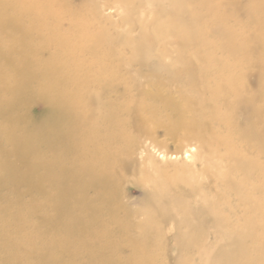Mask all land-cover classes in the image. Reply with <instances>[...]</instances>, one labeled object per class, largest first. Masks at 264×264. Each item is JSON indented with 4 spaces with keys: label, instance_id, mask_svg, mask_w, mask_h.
Wrapping results in <instances>:
<instances>
[{
    "label": "bare ground",
    "instance_id": "1",
    "mask_svg": "<svg viewBox=\"0 0 264 264\" xmlns=\"http://www.w3.org/2000/svg\"><path fill=\"white\" fill-rule=\"evenodd\" d=\"M29 1L28 8L19 10L22 0H0V35L5 31L8 35L20 34L18 42L23 47L17 50L12 44L5 47L0 43V60L7 66V69L0 67V142L7 148L4 154L0 153V169L6 179L2 186L22 182L31 185L36 179L41 187L47 181L53 188L49 196L58 201L51 214L17 207L10 210L7 219L1 217L0 262L20 263V252H23L26 258H36L38 264H76L83 254L92 256L95 264H133L135 261L155 264L153 253L160 248L155 247L150 237L145 236V249L134 236L122 233L124 226L120 223L110 229L100 218H94L99 213L123 208L117 195L107 194L105 189L114 184L115 162L122 161L114 145L124 141L127 150L123 149L122 154H131V145L137 137L151 138L154 128L163 129L176 141L184 137V141L199 142L205 152L200 160L201 179L213 175L222 178V184L230 189L238 190L237 208L241 216L237 224L249 232L242 235L240 231L238 245L232 247L226 260L223 251L219 253V264H256L260 253L253 254V247H246L245 243L254 239L251 230L259 226L258 203L242 189L248 183L253 184L254 178L264 184V80L260 83L259 79V91L252 90L249 82L250 76L264 74V0H252L245 21L231 13L242 9L246 12L245 0H167V9L158 7L154 14V19H163L160 25L153 21L134 23L139 41L113 38L122 45L133 46L130 62L152 70V78L144 83L123 72L122 67L130 63L99 62L104 48L116 52L109 44L111 39L105 27L97 32L88 31L89 24L79 18L74 28L62 33L58 10L68 9V5L59 7L57 0ZM11 10H15L13 15ZM76 10L70 7L68 16L73 18ZM26 15L32 18L24 29L22 18ZM231 21L233 24L229 27ZM213 33L220 35L221 48L211 41ZM237 34L240 41L236 40ZM29 36L34 38L26 41ZM170 37L177 40L175 63L164 61ZM159 44L163 46L157 52L154 47ZM51 47L55 53L42 62L38 54ZM81 49L94 53L91 63L75 60V54ZM224 51L230 56L224 58ZM137 73L143 77V72ZM35 74L45 84H51L48 94L32 93ZM31 95H36L47 107L48 121L44 125L13 117V112L25 106ZM63 139L66 146L57 148ZM225 156L233 164L212 162V158L222 160ZM236 172L241 174L240 181L233 177ZM176 180L156 184V209L149 206L145 210L150 213L154 208V223L148 217L149 225L162 228L176 220L168 213L166 196L184 199L178 196L190 195L203 198L205 204L192 210L196 214H180L179 227L184 223L188 228H198L203 235L201 230L209 223L226 226L229 213L224 209L229 207L228 203H212L213 207L208 205L210 212L201 194L208 183L198 184L194 179L190 184L180 176ZM81 188H98V204L90 205L83 198L81 207H66L73 193ZM253 191L264 193V185L253 187ZM64 219L69 222H63ZM47 225L50 228L41 230ZM91 225L97 229L88 233ZM118 229L121 239L117 236L111 240ZM32 230L40 231V238L48 236L42 245L37 239L39 235ZM86 234L93 238L92 244L84 238ZM185 239L192 245L195 243L190 231ZM123 246L131 250L126 259L117 254Z\"/></svg>",
    "mask_w": 264,
    "mask_h": 264
},
{
    "label": "rangeland",
    "instance_id": "2",
    "mask_svg": "<svg viewBox=\"0 0 264 264\" xmlns=\"http://www.w3.org/2000/svg\"><path fill=\"white\" fill-rule=\"evenodd\" d=\"M57 1V5L59 7L64 8L65 5H68V9L58 10V14L60 15L59 28L62 33H67L74 28L73 26L79 18H83L89 24L88 31L97 32L101 28L105 27L108 34L107 37L111 39L109 44H111L116 52H113L112 50L109 51L108 48H104L99 54L101 57L99 62L106 64H110L111 62L118 64L127 62L130 63V65L125 64L122 68L123 72L125 71L128 73V76H131L137 81L143 83L152 78L153 74L151 69L130 62L133 46L122 45L121 43L114 41L113 38H130L132 40L139 41L140 39L138 38L140 37L138 36V32L135 28H133L134 23H152L153 21L155 25H160L163 22V19H154V14L156 13L158 7H164V9H167V0ZM30 4L29 0H22L19 10L28 8ZM244 4L247 6L245 7L247 8L246 12H244L243 9L239 13L234 11L231 12L236 16H240V19L243 21L248 19V6L252 4V0H245ZM70 7L77 9L73 18L68 16ZM132 7L135 8L134 12H132ZM14 11L15 10H11L10 14L13 15L15 13ZM31 18L32 15H26L25 19L22 18L24 29L28 28ZM232 24L233 21L229 22V27ZM10 32L11 31L8 33ZM19 35L20 34L16 33L8 35L7 31H5L2 35H0V43H2V46L4 45L5 47L12 44L17 50H22L23 47L18 42ZM213 35L214 37H211V41L215 43L214 45H216V47L221 48L222 41L220 35L218 33H213ZM33 38L34 36H29L26 38V41H30ZM168 40L170 43L168 44V47H166L168 53L166 54L164 61L167 63H175V48L177 40L175 37H170ZM236 40H241L240 35L237 34ZM35 43L36 40L33 45ZM161 46L163 45H155L154 49H159ZM158 49L156 50L157 52L159 51ZM188 52L193 51L189 50ZM53 53H55V50L51 47L50 49H46L44 52L38 54V58L40 56L41 61L45 62V60L49 59ZM255 54H257L256 51ZM14 56H16L17 59L18 54L15 53ZM222 56L225 58L229 57L230 54L224 51ZM94 58V53L91 51L84 52L83 49L78 50L75 54V60L77 62L83 60L86 63H91ZM0 67L7 69L3 60H0ZM137 71L144 73L142 78L139 77ZM8 74H12L11 70ZM259 79L261 83V79L264 80V74H262L261 77L258 74L250 76L249 82L252 86V90L259 91L261 89ZM12 81L14 82L13 79ZM4 87H7V85L4 84ZM50 88V83L45 84V82L40 80L37 74L34 75L31 84L33 94L36 92H41V95L48 94ZM1 93H3L2 90ZM13 117L26 118L28 122L37 125H44L48 121L47 107L40 98H37L36 95H31L27 98L25 106H19L13 112ZM1 124L2 119H0V125ZM152 129L154 131L151 138L147 135H142L141 137H139V135L137 137V140L131 145V154H122L123 149L127 150V146H125L124 141L117 142V144L121 147L116 146V144L114 147L112 146L113 148L118 149L120 153L119 155H121L119 158L122 161L119 163H117L118 161L115 162L116 167L113 170V179L115 180L114 184H112V186H107L105 189L107 194L117 195L118 202L123 205V208L119 211L108 212V214L99 213L98 215H95L94 218H100L101 222L111 226L110 229H113L114 225H118L120 223L121 226H124V228H122V233H124L125 236H134V238L137 239L145 249H147V243L144 244L145 236L147 235L150 237L152 243H156L155 247L157 245L160 248L158 251L153 253L155 257V264H219V253L223 251L225 254L224 259L226 260L228 254L232 250V247H236L238 245V236L240 231H242V235L243 233L249 232V230H247L244 226L237 224V220L241 216V212L237 208L238 201H240L238 190L235 188L230 189L226 184H222V178H215L213 175L201 179L202 171L200 160L205 157V152L199 142L194 140L187 142L184 141V137L176 141L169 138L163 129ZM4 145L10 147L5 141ZM65 146V139L61 140L60 143L57 144V148H64ZM6 151L7 148L0 142V153L4 154ZM31 157L34 158V155ZM224 158L225 159L222 160L220 158H212V162L219 163L221 161V163L225 165L233 164V162L229 161L227 156ZM60 169L62 168L60 167ZM27 170V168H24V171ZM56 172H59V169H57ZM177 176H180L183 180L189 182L190 184L194 183V179H197L198 184H200L201 181L208 183V186L206 184L204 185L207 187L203 188L201 192L207 201V207L208 205L213 207L212 203L215 202L228 203L227 206L229 207L224 209V212L229 213L230 216L227 218L228 223H226V226L209 223L202 228L201 231L203 232V235L199 233L198 228H188L184 223L181 227H179L178 218L180 217V214L185 213V215H187L190 212H192V214H196L192 210L202 208L203 204H205L202 202L203 198H196L195 196L190 195L178 196L183 197L184 199L177 198V196H175V198H173L174 196H166L165 200L168 202V213L170 214V217L174 215L176 220L167 222L162 228L160 225L154 226L148 224L150 223L148 217L151 222L154 219L153 217H155V214L152 213V211L155 208L154 197L158 196L156 184L159 182L160 184H163L166 181L168 183H175L177 181ZM233 177L237 181H240L241 174L237 172L233 173ZM213 178L215 180H211ZM5 180L4 172L0 169V219L1 217L7 219L8 215L12 212L10 210H14V208L17 207H22L24 211L36 210L42 215L52 213L53 206L58 199L56 197L49 196V194L53 192V188L47 181H45L46 183H44L41 187L37 185L36 179H34V182L31 185L22 182L15 185L9 184L2 186ZM252 182L253 184L248 183L246 186H243L242 192L247 191L251 199L258 203L259 213L257 221L259 226L251 230L253 231L254 239L252 241H246L245 246H251V248L253 247V254L260 253V255L256 258V264H264V193L261 191H253V187L259 188L264 184L261 181H257L256 178H254ZM183 186L180 185V188L185 189ZM83 187L84 186L82 185V188ZM81 189L73 193L72 199H70V201L66 204V207L70 209H77L78 207H81V201L83 198H85L90 205L98 204L100 196L98 188ZM170 200L174 201L171 202ZM11 203H14L13 208L11 207ZM149 206L154 207L150 213L145 211ZM126 209L128 210L127 214L124 213ZM208 209L211 212L209 207ZM236 211H239V213L235 214ZM85 218L86 220L92 222V219L88 217ZM63 222L67 223L69 220L64 219ZM175 223L177 226L174 225ZM48 228L50 227L47 225L42 227L41 230H46ZM96 229L97 227L95 225H91L88 233H93ZM32 231L34 234L39 235L37 239H39L38 241L40 245H42L43 241L48 238V236L40 238V231L38 230ZM188 231L193 233L195 241L193 245L185 239V234ZM180 233L181 237L179 238ZM87 234L84 238L92 244L94 240H92L93 238L90 235L88 237ZM120 234L121 232L118 229L117 233L112 235L110 239L116 240V237L118 236L117 239L120 240ZM117 254L122 259H126L127 256L131 254V250L128 246H123L120 247ZM20 256L22 258L20 263L13 262L9 264L39 263L36 258H26L23 252H20ZM91 257L92 256L88 254L80 255L76 264H95ZM135 263L138 264L137 261L133 264ZM0 264L3 263L0 262Z\"/></svg>",
    "mask_w": 264,
    "mask_h": 264
}]
</instances>
